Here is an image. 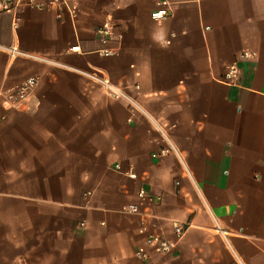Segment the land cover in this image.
<instances>
[{
  "label": "crops",
  "instance_id": "crops-1",
  "mask_svg": "<svg viewBox=\"0 0 264 264\" xmlns=\"http://www.w3.org/2000/svg\"><path fill=\"white\" fill-rule=\"evenodd\" d=\"M36 1L0 12V87L38 78L0 99V264H264V0Z\"/></svg>",
  "mask_w": 264,
  "mask_h": 264
},
{
  "label": "built area",
  "instance_id": "built-area-1",
  "mask_svg": "<svg viewBox=\"0 0 264 264\" xmlns=\"http://www.w3.org/2000/svg\"><path fill=\"white\" fill-rule=\"evenodd\" d=\"M32 5V6H38L43 7L44 5L41 3H38L36 0H0V12H12L15 14L14 17V26L17 25L19 21V16L16 15L17 8L20 5ZM169 12L166 8H158L154 10L151 13V16L154 19H164L168 16ZM96 32L100 36V39L107 43L114 35V24L105 21L103 24H101L99 27L96 28ZM76 46L73 47L75 49ZM102 54L108 55L112 54L114 50L111 47L104 46L99 50ZM251 55V52L248 50H245L241 57H248ZM239 68L236 64H231L229 67V70L226 73L225 78L227 80L232 81L233 78H235L238 74ZM105 88L106 92L113 97H121L125 96L123 91L113 85L108 78L102 77V76H96L95 77ZM38 84V78L36 76H29L22 80L21 82L14 84L10 87L2 88L0 87V99L2 100L3 104L6 107H16L21 106L22 103L32 94L33 90L36 88ZM169 151L168 147H164L161 149L160 154H165ZM157 153H154L156 155ZM116 168L120 170V166L117 165ZM129 174H132V172H129ZM141 195H144V191H140ZM123 211L129 212V213H138L139 207L135 203H130L125 205L122 208ZM81 226H84V222H80ZM188 224L187 223H180V222H174V234L179 240ZM145 227L142 226V230H144ZM175 246V243L170 241L165 236L159 234V233H150L146 236L144 243L139 245L136 249V255L140 258H146L148 257V249L152 248L158 253L166 254L172 251L173 247Z\"/></svg>",
  "mask_w": 264,
  "mask_h": 264
}]
</instances>
